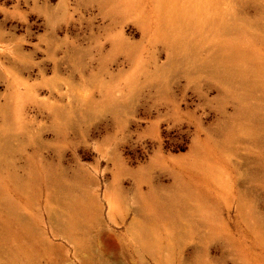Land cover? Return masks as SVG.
I'll return each mask as SVG.
<instances>
[{
  "label": "rangeland",
  "instance_id": "374dc122",
  "mask_svg": "<svg viewBox=\"0 0 264 264\" xmlns=\"http://www.w3.org/2000/svg\"><path fill=\"white\" fill-rule=\"evenodd\" d=\"M0 264H264V0H0Z\"/></svg>",
  "mask_w": 264,
  "mask_h": 264
}]
</instances>
